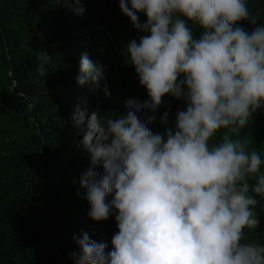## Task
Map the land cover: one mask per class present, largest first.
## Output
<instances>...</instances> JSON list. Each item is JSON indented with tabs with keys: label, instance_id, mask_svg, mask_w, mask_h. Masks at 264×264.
<instances>
[{
	"label": "clouds",
	"instance_id": "1",
	"mask_svg": "<svg viewBox=\"0 0 264 264\" xmlns=\"http://www.w3.org/2000/svg\"><path fill=\"white\" fill-rule=\"evenodd\" d=\"M64 4L77 15L85 11L80 0ZM118 7L142 33L126 52L148 98L127 99L130 110L115 118L74 109L91 161L79 178L87 216L101 222L115 213L118 229L110 249L86 232L74 236V264H264V244L242 242L243 230L259 223L254 197L264 199V159L240 138L264 109V24L246 0H118ZM242 20L255 25L251 32ZM195 26L203 30L198 38ZM101 78V67L82 55L78 86ZM166 94L183 100L185 110L172 128L168 112L161 115L162 137L147 125ZM145 109L150 114L138 118ZM218 130L219 142L210 143Z\"/></svg>",
	"mask_w": 264,
	"mask_h": 264
},
{
	"label": "trees",
	"instance_id": "2",
	"mask_svg": "<svg viewBox=\"0 0 264 264\" xmlns=\"http://www.w3.org/2000/svg\"><path fill=\"white\" fill-rule=\"evenodd\" d=\"M80 3L82 15L64 0H0V264H74L72 254H79L74 236L86 232L110 249L118 231L115 213L101 222L87 216L79 178L91 161L79 144L72 115L79 107L86 116L96 111L115 118L130 110L127 99L148 98L126 52L128 42L142 33L121 14L118 0ZM246 5L256 23L264 24V0H246ZM145 19L138 15L140 23ZM238 24L248 32L255 27L246 20ZM202 31L193 27V37ZM82 55L101 67L95 86L76 82ZM183 110V100L166 94L147 126L163 137L161 115L168 112L172 128L177 111ZM135 114L146 119L150 113ZM220 131L210 143L219 142ZM240 138L264 159V109L252 114ZM93 170L103 172L99 164ZM254 198L259 223L243 230L242 242L264 244V199Z\"/></svg>",
	"mask_w": 264,
	"mask_h": 264
}]
</instances>
